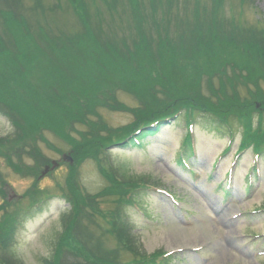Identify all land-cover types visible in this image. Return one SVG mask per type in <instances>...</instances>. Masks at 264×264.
Instances as JSON below:
<instances>
[{
  "label": "trees",
  "instance_id": "1",
  "mask_svg": "<svg viewBox=\"0 0 264 264\" xmlns=\"http://www.w3.org/2000/svg\"><path fill=\"white\" fill-rule=\"evenodd\" d=\"M6 1L0 0V4ZM10 1L12 5L6 9L0 5L2 112L20 137L16 144L26 145L30 157L38 155L31 145L45 131H52L71 145L74 159L65 187L72 219H64L65 231L53 244V261L44 260V264H59L56 259L66 256L80 264H157L163 254L143 255L146 253L133 244L127 213L131 203H136L134 197L146 193L151 183L118 171L111 149L143 148V141L160 136L170 121L184 118L189 131L202 116L218 131L229 129L233 137L234 128L242 127L240 151L250 147L256 153L263 150L264 35L254 31L238 36L235 27L243 23L234 16L223 18L225 0H102L97 9L96 0ZM244 1H239L240 8ZM129 5L132 34L117 36L113 32L115 19L119 17L127 25ZM101 7L107 9L109 22L100 16ZM66 16L73 18L70 31L53 21ZM181 26H185L186 35H182ZM224 27H233L234 32ZM205 29L210 33H204ZM33 85L35 93L31 92ZM119 93L132 96L139 106L127 107L118 100ZM100 109L125 112L134 120L117 133L103 120L93 122L100 117ZM62 110L74 115L67 128L56 124L70 118ZM76 125L86 126L87 132H78ZM194 141L188 132L177 164L195 157ZM3 150L0 144V156L9 158L14 171L20 172L11 163V152ZM86 160L97 164L107 183L96 195L87 193L77 179ZM30 198L32 204L39 202L35 196ZM106 199L113 206L109 212L104 210ZM86 218L90 223L107 222V231L118 244L113 253L105 250L108 254H103L102 246L93 254L83 248L79 229L87 223ZM17 220L0 223L3 264H21L10 256L8 243ZM121 251L132 259L121 261Z\"/></svg>",
  "mask_w": 264,
  "mask_h": 264
},
{
  "label": "rangeland",
  "instance_id": "2",
  "mask_svg": "<svg viewBox=\"0 0 264 264\" xmlns=\"http://www.w3.org/2000/svg\"><path fill=\"white\" fill-rule=\"evenodd\" d=\"M239 1H224L223 18L232 19L234 16L243 23L235 27L238 36H242L239 33L249 35L254 31L264 35V0H245L243 8L238 5L241 4ZM101 2L96 0L95 9L101 6ZM8 5H12V1H6L1 8L6 9ZM118 9L123 15V10ZM126 10L131 12L127 25L122 24L119 17L115 19L113 32L117 36L129 37L132 34L131 6ZM100 12V16L109 22L107 9L101 7ZM72 20L66 16L53 21L70 31ZM224 28L234 32L233 27ZM179 29L182 35H186L185 26ZM203 32L210 33L209 29ZM261 89L264 90V84ZM31 92H36L35 85ZM80 92L83 93L82 90ZM201 94L208 98L207 91L202 88ZM117 98L129 108L139 106V102L128 94L119 93ZM2 110L0 104V144L3 151L11 152V163L21 171H14L10 159L0 156V223L18 217L14 236L8 242L12 258L21 264H44V260L53 261V244L65 231L64 219H72V208L65 190L74 165L72 147L52 131H45L34 145L29 144L38 151L36 159L30 157L26 145L16 144L20 137ZM64 112L71 119L65 118L56 124L67 128L73 123L74 115L68 110L61 111ZM99 115L92 119L93 122L103 120L111 129L118 130L117 133L134 120L125 112L114 113L106 109H100ZM255 122L258 125V117ZM186 123L184 118L170 121L160 136L144 140L143 148L120 149L115 146L111 149V158L118 171L129 173L127 177H143L151 183L146 193L134 197L136 203L133 206L131 203L127 211L133 244L146 253L143 255L163 254L157 264H264V151L255 167L260 172L259 179L248 186L247 176L255 163L253 154L244 153L234 165L237 161L235 154L243 140V128H234L235 140L231 144L227 128L226 133L218 131L211 120L198 116L191 135L195 138L197 155L187 162L193 169L189 173L176 163L189 132ZM74 127L78 132H87L84 125ZM73 135L78 137L77 133ZM230 144L231 152L220 166H214L211 173L213 164L218 163V156ZM17 147L20 149L15 153ZM79 168L77 179L87 193L96 195L106 188L107 183L100 176L95 162L86 160ZM231 175L234 176V184L228 183L227 186ZM224 189L228 191L229 198L222 197ZM32 196L39 200L40 207L32 204ZM105 202L104 210L109 212L113 206L110 199ZM85 220L87 223L81 224L79 229L83 248L93 254L98 246H102L103 254L107 255L106 251L113 253L118 244L107 231V222L99 225L90 223L88 218ZM118 257L124 262L132 259L124 251L119 252ZM56 263L80 264L69 256L56 259Z\"/></svg>",
  "mask_w": 264,
  "mask_h": 264
},
{
  "label": "water",
  "instance_id": "3",
  "mask_svg": "<svg viewBox=\"0 0 264 264\" xmlns=\"http://www.w3.org/2000/svg\"><path fill=\"white\" fill-rule=\"evenodd\" d=\"M58 165V164H57Z\"/></svg>",
  "mask_w": 264,
  "mask_h": 264
}]
</instances>
